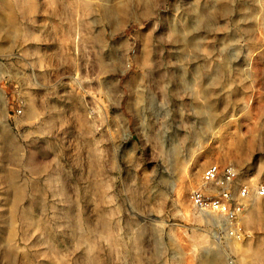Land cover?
I'll list each match as a JSON object with an SVG mask.
<instances>
[{"label":"rangeland","instance_id":"1","mask_svg":"<svg viewBox=\"0 0 264 264\" xmlns=\"http://www.w3.org/2000/svg\"><path fill=\"white\" fill-rule=\"evenodd\" d=\"M260 185L264 0H0V264H264Z\"/></svg>","mask_w":264,"mask_h":264},{"label":"built area","instance_id":"2","mask_svg":"<svg viewBox=\"0 0 264 264\" xmlns=\"http://www.w3.org/2000/svg\"><path fill=\"white\" fill-rule=\"evenodd\" d=\"M238 177L233 166L212 164L202 171L200 185L191 191L189 201L200 214L220 219L226 235L240 238L238 222L249 206L251 189L239 183ZM255 196L264 197V185L256 187Z\"/></svg>","mask_w":264,"mask_h":264}]
</instances>
